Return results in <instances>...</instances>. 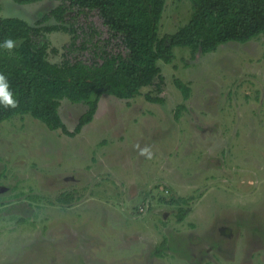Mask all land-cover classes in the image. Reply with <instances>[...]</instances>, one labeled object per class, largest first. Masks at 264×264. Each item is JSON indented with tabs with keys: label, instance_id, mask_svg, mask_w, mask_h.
I'll return each mask as SVG.
<instances>
[{
	"label": "rangeland",
	"instance_id": "1",
	"mask_svg": "<svg viewBox=\"0 0 264 264\" xmlns=\"http://www.w3.org/2000/svg\"><path fill=\"white\" fill-rule=\"evenodd\" d=\"M57 4L0 0V17L35 25ZM189 14L164 0L159 36ZM45 35L59 63L70 35ZM173 52L160 88L102 94L73 137L29 114L0 123V264H264V36ZM85 109L62 99L69 130Z\"/></svg>",
	"mask_w": 264,
	"mask_h": 264
},
{
	"label": "trees",
	"instance_id": "2",
	"mask_svg": "<svg viewBox=\"0 0 264 264\" xmlns=\"http://www.w3.org/2000/svg\"><path fill=\"white\" fill-rule=\"evenodd\" d=\"M12 1L28 4L41 0ZM56 1L35 25L19 17H0V44L6 39L18 42L11 50L0 47V73L7 77L16 101L15 107L0 102V123L29 114L50 130L73 137L92 121L102 94L132 99L156 80L160 88L164 76L158 61L171 63L175 47L188 48L195 58L198 52L214 51L223 43L264 36V0H188L187 22L162 37L158 26L164 0ZM90 14L100 18L103 30ZM49 18L56 24L42 25ZM54 31L70 35L59 63L48 60L45 33ZM175 84L187 99L189 87L178 79ZM62 99L86 106L72 130L59 113ZM145 99L163 101L149 93ZM183 107L179 105L177 111ZM185 213L180 209L178 219Z\"/></svg>",
	"mask_w": 264,
	"mask_h": 264
},
{
	"label": "clouds",
	"instance_id": "3",
	"mask_svg": "<svg viewBox=\"0 0 264 264\" xmlns=\"http://www.w3.org/2000/svg\"><path fill=\"white\" fill-rule=\"evenodd\" d=\"M18 44L17 41L13 39H6L0 44V47L11 50L16 47ZM0 102L9 107H15L16 101L13 99L12 92L9 90V84L7 77L0 73ZM140 153L145 155L147 158H151L152 153L148 147L140 149Z\"/></svg>",
	"mask_w": 264,
	"mask_h": 264
}]
</instances>
